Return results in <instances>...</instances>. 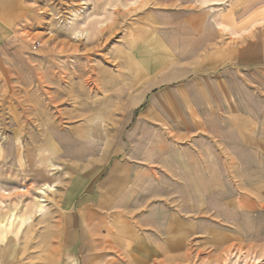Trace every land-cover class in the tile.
I'll return each instance as SVG.
<instances>
[{
    "label": "rangeland",
    "instance_id": "obj_1",
    "mask_svg": "<svg viewBox=\"0 0 264 264\" xmlns=\"http://www.w3.org/2000/svg\"><path fill=\"white\" fill-rule=\"evenodd\" d=\"M2 5L0 264H264V0Z\"/></svg>",
    "mask_w": 264,
    "mask_h": 264
},
{
    "label": "crops",
    "instance_id": "obj_2",
    "mask_svg": "<svg viewBox=\"0 0 264 264\" xmlns=\"http://www.w3.org/2000/svg\"><path fill=\"white\" fill-rule=\"evenodd\" d=\"M5 14V10H4V6H0V39L3 38L4 33L6 32V26H5V22L3 20ZM2 18V19H1ZM263 46V51H260V46H254L253 48V52L251 53H242L237 51V60H238V67H242L244 69V73L250 72L252 71L253 73H255L257 70H263L264 69V44H261ZM252 65L254 68L253 69H249V70H245V67L247 65ZM255 64V65H253ZM243 73V70H240ZM260 84V82L258 83ZM255 119V117L253 118ZM258 119V123L260 121V113L259 116L257 117ZM256 120V119H255ZM257 124V122H256ZM251 138L247 141V143H242L241 145L244 146L243 148L247 151H249L253 158L252 160L254 162H261L264 161V131L263 128H261L260 126L257 127L256 125V129H254L251 133ZM98 202L99 203H104L107 202V204L110 201H107L106 198L100 197L98 198ZM89 204L93 207V209H99V210H104L107 209V206H102V205H95V201L90 202V201H86L84 202L81 207L84 209V211H88V213L80 215L78 218L79 222L76 223H70V221H66V225H68L69 230H70V235H71V243L72 244H79L80 245V241H81V234H84V242L86 243V246H84L86 248L85 251H87V248L91 245V243L95 242V240H91L89 239V235L92 233H96L97 235L101 233V229H99V225H101L100 221L97 220L96 218H92L88 217V214L90 215L89 211L93 210L91 206H89ZM93 215V213H92ZM95 215V214H94ZM94 217V216H93ZM142 221V220H141ZM139 220V222H141ZM158 221H156L157 224ZM158 226V225H157ZM172 228L175 226L174 223L172 222ZM139 228L137 227L135 231H133L134 236V241L136 242V251H138L137 254H135V256L137 255V257H142L143 256V252H146V236H143L141 234V231L139 232ZM131 231V232H132ZM171 244H166V246L169 248V246H171ZM173 247V245H172ZM165 251V242L162 240L160 242V247L156 249L157 254H164ZM140 253V255H139ZM160 257H163V255H160Z\"/></svg>",
    "mask_w": 264,
    "mask_h": 264
},
{
    "label": "bare ground",
    "instance_id": "obj_3",
    "mask_svg": "<svg viewBox=\"0 0 264 264\" xmlns=\"http://www.w3.org/2000/svg\"><path fill=\"white\" fill-rule=\"evenodd\" d=\"M37 188V187H36ZM35 188V189H36ZM48 189L50 190V189H52V186L50 185V184H46V183H44V184H42V185H40V187H38V190H37V193H40V194H46V192L48 191ZM4 192V191H3ZM39 200L42 202V201H44V199L42 198V196L40 195V198H39ZM34 205H36L35 203H34ZM34 205H33V207H34ZM42 205V204H41ZM42 206H44V205H42ZM14 210V209H13ZM37 210H40V207L37 209ZM15 214V212H13V214L12 215H10V216H13ZM31 214V213H30ZM8 218V217H7ZM12 219H13V217H12ZM15 219H16V217H15ZM2 220V219H1ZM14 220V219H13ZM25 220V218L23 219V221ZM4 221V220H3ZM9 221H11V220H9ZM1 222V221H0ZM10 223H14L13 221L12 222H10ZM1 224H4V223H2L1 222ZM10 225V224H9ZM3 226H5V225H3ZM13 226V225H12ZM17 226V225H16ZM20 226V225H19ZM9 227V226H8ZM4 228H7V225L4 227ZM11 228V227H10ZM7 229H9V228H7ZM20 229V228H19ZM6 230V229H5ZM15 232V231H14Z\"/></svg>",
    "mask_w": 264,
    "mask_h": 264
},
{
    "label": "built area",
    "instance_id": "obj_4",
    "mask_svg": "<svg viewBox=\"0 0 264 264\" xmlns=\"http://www.w3.org/2000/svg\"><path fill=\"white\" fill-rule=\"evenodd\" d=\"M38 43H40V42L38 41Z\"/></svg>",
    "mask_w": 264,
    "mask_h": 264
}]
</instances>
